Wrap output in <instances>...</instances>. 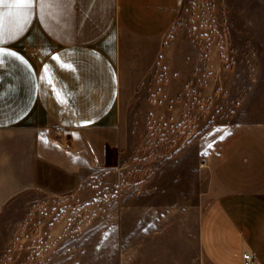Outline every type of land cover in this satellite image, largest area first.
Listing matches in <instances>:
<instances>
[{
    "label": "crops",
    "instance_id": "crops-1",
    "mask_svg": "<svg viewBox=\"0 0 264 264\" xmlns=\"http://www.w3.org/2000/svg\"><path fill=\"white\" fill-rule=\"evenodd\" d=\"M183 2L50 0L28 14L0 5V48L22 58L0 66V214L28 190L76 192L87 171L116 173L127 189L124 114L168 67ZM184 140L192 180L173 182L174 200L139 202L149 180L132 182V211L123 203L117 216L119 264H248L245 251L264 264V120L214 118Z\"/></svg>",
    "mask_w": 264,
    "mask_h": 264
},
{
    "label": "rangeland",
    "instance_id": "rangeland-1",
    "mask_svg": "<svg viewBox=\"0 0 264 264\" xmlns=\"http://www.w3.org/2000/svg\"><path fill=\"white\" fill-rule=\"evenodd\" d=\"M168 40V67L159 63L124 114L127 189L93 170L71 194L15 196L0 214V264H119L117 216L123 203L132 211L133 181L152 182L139 202H171L173 182L192 180L185 138L214 118L264 120V0H184Z\"/></svg>",
    "mask_w": 264,
    "mask_h": 264
},
{
    "label": "snow or ice",
    "instance_id": "snow-or-ice-1",
    "mask_svg": "<svg viewBox=\"0 0 264 264\" xmlns=\"http://www.w3.org/2000/svg\"><path fill=\"white\" fill-rule=\"evenodd\" d=\"M7 0H0V5L6 3ZM12 6L19 9L21 12L28 14L31 12L34 4H39V6L44 7L50 3V0H11ZM3 15L0 14V43H3V26H2ZM15 57L16 59H22L17 56L15 52L6 50L5 48H0V66L3 65L5 57ZM54 59H58L54 57Z\"/></svg>",
    "mask_w": 264,
    "mask_h": 264
},
{
    "label": "built area",
    "instance_id": "built-area-1",
    "mask_svg": "<svg viewBox=\"0 0 264 264\" xmlns=\"http://www.w3.org/2000/svg\"><path fill=\"white\" fill-rule=\"evenodd\" d=\"M243 258L248 264H255L256 262L253 253L250 251H245L243 253Z\"/></svg>",
    "mask_w": 264,
    "mask_h": 264
}]
</instances>
